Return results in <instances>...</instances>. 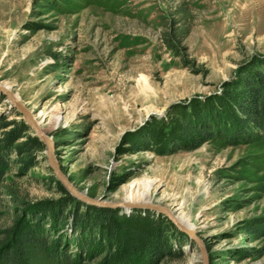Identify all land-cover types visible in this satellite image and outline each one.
<instances>
[{
	"label": "rangeland",
	"instance_id": "obj_1",
	"mask_svg": "<svg viewBox=\"0 0 264 264\" xmlns=\"http://www.w3.org/2000/svg\"><path fill=\"white\" fill-rule=\"evenodd\" d=\"M256 72L264 0H0V84L39 121L60 171L91 198L184 213L207 264H264V130L249 143L175 147L193 139L185 118L224 125L225 96ZM1 123L0 139L27 127L0 92ZM9 145L0 264L13 249V264H203L164 213L73 196L31 129Z\"/></svg>",
	"mask_w": 264,
	"mask_h": 264
},
{
	"label": "trees",
	"instance_id": "obj_2",
	"mask_svg": "<svg viewBox=\"0 0 264 264\" xmlns=\"http://www.w3.org/2000/svg\"><path fill=\"white\" fill-rule=\"evenodd\" d=\"M184 35L187 33V29L182 31ZM180 38H177L176 42H179ZM175 44V43H174ZM173 42H169V48L174 47ZM176 45V44H175ZM251 76V77H250ZM245 77L243 85L239 90L231 91L225 96V102H229L232 105L230 115L225 111L224 125L218 120L213 122L212 118H216L212 113L210 115L200 116L195 122L190 118H185L186 127L184 129L185 137L188 139L193 135L191 141H184L181 145L175 147V149H195L203 142L207 141L211 137H216L226 144H239L249 143L257 139L259 132L264 130V73L256 72L255 75ZM216 103V101H215ZM214 101L210 103V108H213ZM217 104V103H216ZM220 108V105H219ZM221 109V108H220ZM224 111H222L223 113ZM210 116V117H209ZM4 119V118H3ZM2 119V120H3ZM204 119V120H203ZM0 129L4 128V123H1ZM222 125V126H221ZM29 128L25 127L21 123L17 124V127L11 134H7L8 137L0 139V166L7 162L8 155L13 152H17L15 147L12 148V142H15L23 132ZM10 135V137H9ZM27 143H20L19 146L26 145ZM17 147V146H16ZM174 151H169L172 153ZM124 231H128L130 235L134 234V230L125 227ZM139 240H149L146 238L142 231L135 232ZM134 234V235H135ZM29 231L24 230L22 238L26 243L30 245H36L33 239H30ZM151 244L149 248L151 249ZM15 248V247H14ZM147 250H149L147 248ZM6 258H8L12 264L15 261L16 249L5 252Z\"/></svg>",
	"mask_w": 264,
	"mask_h": 264
},
{
	"label": "water",
	"instance_id": "obj_3",
	"mask_svg": "<svg viewBox=\"0 0 264 264\" xmlns=\"http://www.w3.org/2000/svg\"><path fill=\"white\" fill-rule=\"evenodd\" d=\"M0 92L3 93L8 101L10 102L11 105H13L18 113L22 116L24 122L26 123L27 127L32 130L33 134L37 136L40 140H42L46 147H47V155H48V162L51 165L53 173L63 182V184L66 185L67 189L69 192L75 196L78 199L83 200L84 202L88 204H93V205H100V206H110V207H121V208H133V207H138V208H150V209H156L159 212L164 213L177 227L182 229L184 232L189 234L191 238L197 243L200 252L202 254V260L203 264H207V257L205 254L204 247L202 245V241L196 236L194 233L193 229H189L184 225H181L177 222L176 218L171 214L169 209L155 205V204H150V203H144V202H128V201H114V202H105V201H100L98 199L91 198L87 195H85L83 192L78 191L67 179V177L60 171L59 165L57 163V160L54 155V146L53 142L50 138H48L39 128L35 120L33 119L30 111L19 101L14 93L10 90L5 88L4 85L0 84Z\"/></svg>",
	"mask_w": 264,
	"mask_h": 264
},
{
	"label": "bare ground",
	"instance_id": "obj_4",
	"mask_svg": "<svg viewBox=\"0 0 264 264\" xmlns=\"http://www.w3.org/2000/svg\"><path fill=\"white\" fill-rule=\"evenodd\" d=\"M7 89H10V88L7 87ZM15 97L18 99L17 96H15ZM18 100H19V99H18ZM30 113H31V111H30ZM31 115H32V113H31ZM32 117H33V119L35 120V122L37 123V125L39 126V123H38L39 121L36 120L35 117H34L33 115H32ZM39 127H40V126H39ZM40 130H41V129H40ZM41 131H42V130H41ZM143 195L145 196V195H146V192H144ZM179 209H181V208H179ZM179 211H180V210H179ZM171 214H172V213H171ZM173 216H174V215H173ZM174 217L176 218V220H177V222H178L179 224L184 225V226H186L187 228H189V229L192 230L193 225L189 222L188 217H187L184 213H182V212L177 213Z\"/></svg>",
	"mask_w": 264,
	"mask_h": 264
}]
</instances>
